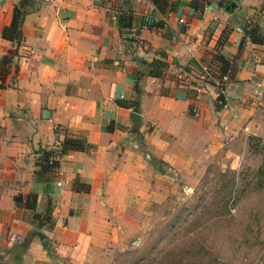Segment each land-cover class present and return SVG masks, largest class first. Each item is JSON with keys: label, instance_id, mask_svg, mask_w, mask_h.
<instances>
[{"label": "crops", "instance_id": "1", "mask_svg": "<svg viewBox=\"0 0 264 264\" xmlns=\"http://www.w3.org/2000/svg\"><path fill=\"white\" fill-rule=\"evenodd\" d=\"M197 1L0 0V263L86 264L122 198L233 154L264 96V41L245 34L264 37V0Z\"/></svg>", "mask_w": 264, "mask_h": 264}, {"label": "rangeland", "instance_id": "2", "mask_svg": "<svg viewBox=\"0 0 264 264\" xmlns=\"http://www.w3.org/2000/svg\"><path fill=\"white\" fill-rule=\"evenodd\" d=\"M252 118L233 154L195 157L157 200L122 198L112 238L86 264H264V96Z\"/></svg>", "mask_w": 264, "mask_h": 264}, {"label": "trees", "instance_id": "3", "mask_svg": "<svg viewBox=\"0 0 264 264\" xmlns=\"http://www.w3.org/2000/svg\"><path fill=\"white\" fill-rule=\"evenodd\" d=\"M201 1V2H199ZM205 0H198L197 4H196V8L197 9H201L200 3H203ZM150 2L152 3V5L155 7V9L158 12H163L166 4H167V0H150ZM199 3V4H198ZM16 15H13L12 20H11V24H10V28H15L16 25ZM126 24H128V18L126 19ZM119 24H122L121 21H118ZM256 27L254 25H251L247 30H246V36L247 38H249V40L253 43H262L264 41V37L263 36H256ZM220 97V96H219ZM44 159H46V163H47V158L44 157ZM57 167L55 162H51L50 164H47L45 166V168H48L49 170H53ZM15 200H21L20 196H15ZM23 206L27 209H33L34 206V196L32 194H28L26 196V198L23 200ZM48 218V215L44 216L42 214H35L34 215V219H35V224L37 225L36 227H39L40 225H44L46 219ZM31 235H38L39 239L41 240V246L43 247V249H45V251H47V254H50V252H48L50 250V245H48V243L45 241H43V236L41 234H39L36 230H31ZM26 244H24L26 247L27 244L29 243L28 240L25 241Z\"/></svg>", "mask_w": 264, "mask_h": 264}, {"label": "built area", "instance_id": "4", "mask_svg": "<svg viewBox=\"0 0 264 264\" xmlns=\"http://www.w3.org/2000/svg\"><path fill=\"white\" fill-rule=\"evenodd\" d=\"M210 78V75L208 74V72H207V70L205 69L204 70V72H203V75L201 74V76H199L198 77V79L201 81V83L203 84V82L205 81V78ZM177 78H179V79H182V76L181 75H178L177 76ZM212 79V78H211ZM227 79V77L226 76H221L220 77V81H225ZM215 81V80H214ZM220 94V93H219ZM220 95H218V100H217V103L218 104H220L221 106H225L224 104H223V102L221 101V99H220V97H219ZM52 162V160H49L48 161V163L50 164ZM56 184H59V182H56Z\"/></svg>", "mask_w": 264, "mask_h": 264}, {"label": "water", "instance_id": "5", "mask_svg": "<svg viewBox=\"0 0 264 264\" xmlns=\"http://www.w3.org/2000/svg\"><path fill=\"white\" fill-rule=\"evenodd\" d=\"M0 264H6V263H0Z\"/></svg>", "mask_w": 264, "mask_h": 264}]
</instances>
